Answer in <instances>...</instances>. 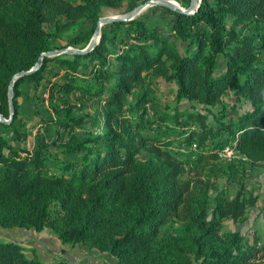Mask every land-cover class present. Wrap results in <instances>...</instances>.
I'll return each mask as SVG.
<instances>
[{"label":"trees","instance_id":"1","mask_svg":"<svg viewBox=\"0 0 264 264\" xmlns=\"http://www.w3.org/2000/svg\"><path fill=\"white\" fill-rule=\"evenodd\" d=\"M125 1L0 0V115H12L17 74L54 50L86 49L104 10ZM167 11L155 22L110 23L90 52L45 57L15 83L5 132L26 126L24 83L33 99L65 106L46 120L53 140L39 138L33 149L0 131L1 229H49L118 264H264V246L224 231L226 220L245 221L258 197L243 186L230 197L206 176L231 152L264 171V0ZM86 22V34L57 44ZM159 80L172 87L165 106ZM76 92L81 104L68 99ZM26 251L0 236V264H87Z\"/></svg>","mask_w":264,"mask_h":264},{"label":"rangeland","instance_id":"2","mask_svg":"<svg viewBox=\"0 0 264 264\" xmlns=\"http://www.w3.org/2000/svg\"><path fill=\"white\" fill-rule=\"evenodd\" d=\"M71 1L76 2V0ZM150 1L152 0H149L148 3ZM158 1L160 0H154V4L147 5L140 13L134 15V19L143 16L145 18L150 17V20L155 22L158 18H169L171 14L167 11L168 8L158 4ZM168 1L183 10L187 9L185 7L187 0ZM200 3L201 0H199V4ZM145 4H147V2L143 0L133 4H131L129 0H126L123 8L120 10L105 9L101 19L111 17L123 18ZM107 25L108 24H102L101 30H105ZM90 28V23L86 22L80 30L71 33L57 44L65 46L72 37L78 34L84 35ZM94 34L95 32L91 40L95 36ZM99 41L100 35L96 39L95 44H98ZM55 44L56 43L53 45ZM68 48L79 49L74 47ZM157 85L158 97L160 98L159 102L165 106L166 103L172 100V87L161 80L157 82ZM25 96L24 100H21V119L26 126L20 128L18 133H13L11 131L5 132L3 128H0V131L9 137L11 144L14 146L33 147L37 144L38 139L42 137L47 138L49 141L53 140L56 129L54 127L48 131L47 129H42L47 126L46 120L56 117L53 106L61 105L63 108L65 106L64 103L60 101L56 104L55 102L47 101V99L36 103V99H33L32 93ZM68 99L72 100L73 103L81 104L83 99L82 93L76 92L68 97ZM34 107H36V109ZM147 108L149 112L148 118L152 119V113L153 110H156V105L151 102L148 104ZM221 160L222 161L214 162L207 166L206 176H209L212 181H214V185L219 189L225 190L230 197H234L242 186L258 197L256 206L248 211L246 220L240 223L226 220L224 222V231H240L250 244L256 242L259 246H264V171L252 168L246 163L245 159L233 152L225 154ZM191 164L193 163L190 161L189 165ZM0 236L16 239L26 247V253L29 256L32 255L33 251H37L38 256L46 262H52L56 259H65L74 262L80 261L87 264H118L114 257L102 254L97 250H89L81 245L63 244L49 229L38 232L33 229L6 230L0 228Z\"/></svg>","mask_w":264,"mask_h":264},{"label":"water","instance_id":"3","mask_svg":"<svg viewBox=\"0 0 264 264\" xmlns=\"http://www.w3.org/2000/svg\"><path fill=\"white\" fill-rule=\"evenodd\" d=\"M149 4H154V0L150 1L149 3L147 2V4L142 5L140 8H138L137 10H135L134 12L128 14L127 16H125L123 18L111 17V18H106V19H100L99 22H98L97 29H96L95 34H94L95 36L93 37V39L91 40L90 44L87 46L86 49L80 50V49L66 48L64 50H55V51H52L50 53L43 54L40 57L37 65L31 71H29V72H21V73L17 74L13 78V80L11 81L10 90H9L12 115H11L9 120L5 119L3 116L0 115V123L9 125L13 121V117H14L13 90H14L15 83L17 81H19L20 79H22V78H24L26 76H29V75L33 74L34 72H37L38 70H40L42 68L43 59L45 57H55V56H58V55H61V54H64V53L78 54L79 55V54H86V53L90 52L91 49L96 45L95 41L98 38V36L99 35L101 36V31H102L101 30V25L102 24H110V23H113V22H121V21L132 20V19H134V15L140 13ZM158 4L166 6L167 8H169L170 10H172L174 12L182 13V14H185V15L194 14L198 10V7L200 5L199 4V0H192L190 7L187 8L186 10H183V9L179 8L178 6H176L175 4L171 3L168 0H160V1H158Z\"/></svg>","mask_w":264,"mask_h":264},{"label":"crops","instance_id":"4","mask_svg":"<svg viewBox=\"0 0 264 264\" xmlns=\"http://www.w3.org/2000/svg\"><path fill=\"white\" fill-rule=\"evenodd\" d=\"M21 90H22V96H21V98H20V104H21V102L24 100V97H26L25 95H28L29 93H32V96H33V91H32V86L29 84V83H24V84H22L21 85ZM45 100H46V97L44 98ZM22 100V101H21ZM40 101H42V100H36V103L37 102H40ZM48 101V100H47ZM35 109H36V107H34ZM21 112H22V109H21ZM23 116H25V115H23ZM46 127V128H45ZM42 130H44V129H47V131L48 130H50L52 127H47V126H45ZM38 132H39V130H38ZM56 132V131H55ZM39 134V133H38ZM5 136H6V138L9 140V137L5 134ZM52 141V140H51ZM50 141V142H51ZM36 146V145H35ZM35 146H33V147H27V146H19V147H23V148H29V149H33V148H35Z\"/></svg>","mask_w":264,"mask_h":264}]
</instances>
